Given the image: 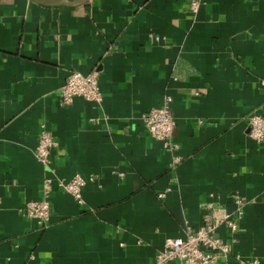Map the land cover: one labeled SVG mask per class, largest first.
Returning <instances> with one entry per match:
<instances>
[{"label": "crops", "instance_id": "1", "mask_svg": "<svg viewBox=\"0 0 264 264\" xmlns=\"http://www.w3.org/2000/svg\"><path fill=\"white\" fill-rule=\"evenodd\" d=\"M73 72L98 73L100 103L62 105ZM167 97L172 148L143 121ZM253 115L264 117V0H0V264H151L208 216L232 247L211 264H264ZM44 131L49 164L36 157ZM75 176L82 204L58 186ZM235 196L246 203L232 232ZM42 200L45 227L23 212Z\"/></svg>", "mask_w": 264, "mask_h": 264}, {"label": "built area", "instance_id": "2", "mask_svg": "<svg viewBox=\"0 0 264 264\" xmlns=\"http://www.w3.org/2000/svg\"><path fill=\"white\" fill-rule=\"evenodd\" d=\"M192 9L197 10V5L192 4ZM76 98H83L91 103L102 101V91L99 84L98 73L88 75L73 72L61 90V102L64 106L71 105ZM172 100L165 99L162 107L152 109L143 116L146 128L153 138L163 142L165 148L176 147L172 143V134L175 122L171 112ZM251 131L249 137L258 144L264 143V117L253 115L249 119ZM56 146L52 136L44 131L41 132L39 143L36 149V157L43 164L50 163V154ZM178 162L179 159H176ZM51 180L47 184H51ZM85 182L82 177L75 176L68 182H60L59 187L71 194L79 203H83L82 188ZM234 202L237 205L233 216L225 217L226 224L232 232L239 230L240 223L245 215L244 208L246 200L243 197L235 196ZM24 214L34 218L43 227L51 220V206L46 200L27 201L23 210ZM218 223L213 222L211 217L205 218V224L199 230H188L184 239H167L165 246L151 264H211L217 255L228 256L232 247L229 243L223 242L217 235ZM250 264H258L257 261Z\"/></svg>", "mask_w": 264, "mask_h": 264}, {"label": "water", "instance_id": "3", "mask_svg": "<svg viewBox=\"0 0 264 264\" xmlns=\"http://www.w3.org/2000/svg\"><path fill=\"white\" fill-rule=\"evenodd\" d=\"M37 4L47 7H77L87 4L92 0H32Z\"/></svg>", "mask_w": 264, "mask_h": 264}]
</instances>
